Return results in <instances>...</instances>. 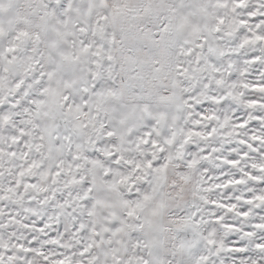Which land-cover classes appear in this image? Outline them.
I'll return each instance as SVG.
<instances>
[{"label": "snow or ice", "instance_id": "1", "mask_svg": "<svg viewBox=\"0 0 264 264\" xmlns=\"http://www.w3.org/2000/svg\"><path fill=\"white\" fill-rule=\"evenodd\" d=\"M0 264H264V0H0Z\"/></svg>", "mask_w": 264, "mask_h": 264}]
</instances>
